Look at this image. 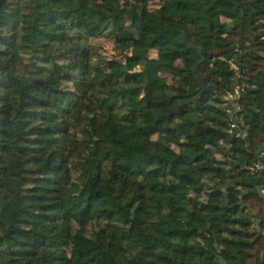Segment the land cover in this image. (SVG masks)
<instances>
[{
    "label": "trees",
    "instance_id": "obj_1",
    "mask_svg": "<svg viewBox=\"0 0 264 264\" xmlns=\"http://www.w3.org/2000/svg\"><path fill=\"white\" fill-rule=\"evenodd\" d=\"M147 1L0 0V264H264V0Z\"/></svg>",
    "mask_w": 264,
    "mask_h": 264
},
{
    "label": "rangeland",
    "instance_id": "obj_2",
    "mask_svg": "<svg viewBox=\"0 0 264 264\" xmlns=\"http://www.w3.org/2000/svg\"><path fill=\"white\" fill-rule=\"evenodd\" d=\"M147 6L149 8H154L157 6V1L156 0H148L147 1ZM98 53L100 55V58L104 59V60H112L115 59L117 61H122L124 58L123 56L128 54L130 51L131 46L127 45L124 49L118 50L115 45L113 40L110 37H101L100 39H98ZM150 57H155L156 53L155 51H151L149 53ZM232 65V64H231ZM232 67L234 68V66L232 65ZM225 99V98H224ZM202 197L200 198V201L204 200V196L201 195ZM164 198H169L168 195H163Z\"/></svg>",
    "mask_w": 264,
    "mask_h": 264
},
{
    "label": "built area",
    "instance_id": "obj_3",
    "mask_svg": "<svg viewBox=\"0 0 264 264\" xmlns=\"http://www.w3.org/2000/svg\"><path fill=\"white\" fill-rule=\"evenodd\" d=\"M240 87L239 86H235L232 90V93H228L226 95V98L225 99H230L232 97H235L237 96L238 94V91H239ZM238 110V106L237 105H234V108L231 109L230 107L229 108H226L225 111L228 113V116H229V126L230 127H233L234 126V121L232 120L233 119V111H236ZM242 136L244 135L243 133L241 134ZM253 169L254 170H258V171H263L264 172V164L262 162H259V161H256L253 163L252 165ZM259 191H260V194H264V185L261 187V188H258Z\"/></svg>",
    "mask_w": 264,
    "mask_h": 264
},
{
    "label": "water",
    "instance_id": "obj_4",
    "mask_svg": "<svg viewBox=\"0 0 264 264\" xmlns=\"http://www.w3.org/2000/svg\"><path fill=\"white\" fill-rule=\"evenodd\" d=\"M181 42L183 44L186 43L185 38H184L183 35H181ZM186 47L194 48V46L192 44H190V43L186 44ZM199 61H200V59H199ZM194 67H195V65H194ZM196 81H197V84H198V87H199V90H200L199 94H201L203 92H210V86L209 85H205L200 78H196ZM215 157L217 159H219V160H221V158H222L221 155H216ZM256 192L259 194V196L261 195L258 188H256ZM224 203H226V200H224ZM217 261H218V264H226V262L223 259H221L220 257H218V256H217ZM236 264H240V260H238Z\"/></svg>",
    "mask_w": 264,
    "mask_h": 264
}]
</instances>
